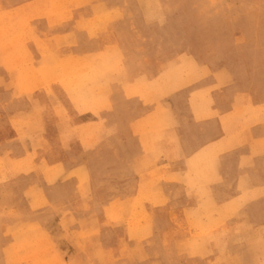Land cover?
I'll return each instance as SVG.
<instances>
[{
  "label": "rangeland",
  "instance_id": "1",
  "mask_svg": "<svg viewBox=\"0 0 264 264\" xmlns=\"http://www.w3.org/2000/svg\"><path fill=\"white\" fill-rule=\"evenodd\" d=\"M64 4L46 8L51 27L67 20ZM145 4L148 47L138 53L169 60V79L191 73L194 58L244 68L264 93V0ZM40 17L0 6V67L11 78L0 81V228L7 221L9 238L0 261L264 264V192L256 187L264 177L218 175L224 166L234 173L236 155L216 160L213 177L196 162L183 176H165L154 163L129 170L117 158L128 146L112 143L100 115L110 111L98 95L110 94L111 54L71 50L64 35L39 38L29 23Z\"/></svg>",
  "mask_w": 264,
  "mask_h": 264
},
{
  "label": "crops",
  "instance_id": "2",
  "mask_svg": "<svg viewBox=\"0 0 264 264\" xmlns=\"http://www.w3.org/2000/svg\"><path fill=\"white\" fill-rule=\"evenodd\" d=\"M58 1L65 3L63 14L67 20L51 27L53 19L46 8ZM143 2L146 6L154 0H0V6L3 13H42L43 17L29 23L33 33L64 35L75 44L69 47L71 50L95 56L111 54L106 64L111 68L110 94L102 90L98 95L101 102L110 104V111L102 109L100 115L108 118L104 128L112 130V143L128 146L127 152L117 158L127 163L129 170L134 165L154 163L165 176H183L189 163L196 162L205 176L213 177L218 171L216 160L236 155L234 173L231 167L229 171L224 166L218 175L237 179L264 177L262 89L258 91V86L251 83L244 68L228 64L216 67L194 58L189 60L191 73L178 72L169 79L168 68H164L169 60L154 62L138 53L148 47L141 40L150 32L149 25H145L149 10L139 7ZM182 61L176 59L177 69H182ZM158 65L164 67L156 72ZM10 80L0 67V81ZM152 93L155 100L149 102ZM156 118L159 127L152 130ZM228 160L224 158V162ZM256 187L263 193L264 179ZM0 209L6 210L7 206ZM6 222L0 228L1 248L9 240ZM259 225L264 226V222Z\"/></svg>",
  "mask_w": 264,
  "mask_h": 264
}]
</instances>
